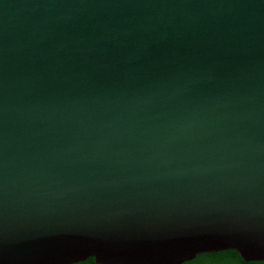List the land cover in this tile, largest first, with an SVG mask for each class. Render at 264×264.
I'll use <instances>...</instances> for the list:
<instances>
[{
	"label": "water",
	"instance_id": "1",
	"mask_svg": "<svg viewBox=\"0 0 264 264\" xmlns=\"http://www.w3.org/2000/svg\"><path fill=\"white\" fill-rule=\"evenodd\" d=\"M264 263V0H0V264Z\"/></svg>",
	"mask_w": 264,
	"mask_h": 264
},
{
	"label": "trees",
	"instance_id": "2",
	"mask_svg": "<svg viewBox=\"0 0 264 264\" xmlns=\"http://www.w3.org/2000/svg\"><path fill=\"white\" fill-rule=\"evenodd\" d=\"M74 264H95L92 258ZM181 264H264L260 261L244 262L234 250L202 253Z\"/></svg>",
	"mask_w": 264,
	"mask_h": 264
}]
</instances>
